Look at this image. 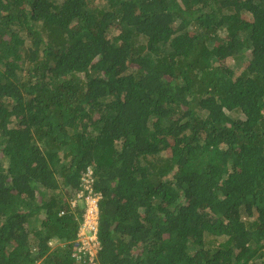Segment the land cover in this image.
I'll use <instances>...</instances> for the list:
<instances>
[{
    "label": "trees",
    "instance_id": "16d2710c",
    "mask_svg": "<svg viewBox=\"0 0 264 264\" xmlns=\"http://www.w3.org/2000/svg\"><path fill=\"white\" fill-rule=\"evenodd\" d=\"M88 169L101 264H264V0H0V264H77Z\"/></svg>",
    "mask_w": 264,
    "mask_h": 264
},
{
    "label": "built area",
    "instance_id": "2783aa9c",
    "mask_svg": "<svg viewBox=\"0 0 264 264\" xmlns=\"http://www.w3.org/2000/svg\"><path fill=\"white\" fill-rule=\"evenodd\" d=\"M93 171L88 169L81 177L80 190L70 199L73 209L80 205L83 208V216L79 226L77 239L72 250V258L77 264H101L99 254L102 250L99 241L100 210L99 205L102 194L94 187ZM36 264H47L44 260Z\"/></svg>",
    "mask_w": 264,
    "mask_h": 264
},
{
    "label": "rangeland",
    "instance_id": "374dc122",
    "mask_svg": "<svg viewBox=\"0 0 264 264\" xmlns=\"http://www.w3.org/2000/svg\"><path fill=\"white\" fill-rule=\"evenodd\" d=\"M113 33L115 35L117 34L115 31ZM245 63H246L245 61L241 63H237L236 61L231 60L230 63L228 64L231 67V69L234 71V73L238 76L244 70ZM213 240H215L216 243H219L220 241H222L221 238H213Z\"/></svg>",
    "mask_w": 264,
    "mask_h": 264
},
{
    "label": "crops",
    "instance_id": "0c3cea01",
    "mask_svg": "<svg viewBox=\"0 0 264 264\" xmlns=\"http://www.w3.org/2000/svg\"><path fill=\"white\" fill-rule=\"evenodd\" d=\"M56 245V243H54V246Z\"/></svg>",
    "mask_w": 264,
    "mask_h": 264
}]
</instances>
